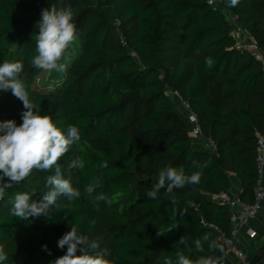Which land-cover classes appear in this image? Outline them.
Here are the masks:
<instances>
[{
    "label": "trees",
    "instance_id": "obj_1",
    "mask_svg": "<svg viewBox=\"0 0 264 264\" xmlns=\"http://www.w3.org/2000/svg\"><path fill=\"white\" fill-rule=\"evenodd\" d=\"M51 6L71 9L76 38L62 61L66 71L41 79L45 71L31 63L35 25ZM227 11L264 53V0H239L234 7L228 0H0V64L21 62V79L39 114L65 134L71 125L81 135L59 161L79 198L61 196L47 215L28 221L12 215L15 194L35 191L33 199L41 200L53 170L34 171L0 199L5 264H51L66 253L58 240L73 225L107 250L111 264H165L168 258L175 264L177 252L192 260L225 256L202 240L208 234L226 252L216 229L231 235V212L211 195L230 191L235 175L241 199L254 202L264 134V61L236 48ZM168 92L195 114L214 151L196 148L189 114ZM24 110L11 90L0 89V122L19 125ZM77 157L85 162L82 170L68 167ZM168 166L199 173L200 180L148 198ZM97 178L100 186L89 197L85 188ZM101 194L105 199L94 201Z\"/></svg>",
    "mask_w": 264,
    "mask_h": 264
},
{
    "label": "clouds",
    "instance_id": "obj_2",
    "mask_svg": "<svg viewBox=\"0 0 264 264\" xmlns=\"http://www.w3.org/2000/svg\"><path fill=\"white\" fill-rule=\"evenodd\" d=\"M228 3L234 7L239 0H228ZM35 27L37 54L31 60L32 65L40 70L64 73L66 67L62 61L67 57L68 49L76 38L71 9H57L55 6L45 8ZM205 63L209 68L213 65L211 58H206ZM22 72L23 64L19 61L5 60L0 64V89L11 90L12 95L22 101L25 109L21 113L22 123L19 125L11 119L0 122V199L5 196L6 190L23 182L34 171L52 172L54 170V174L46 177L45 187L49 190L43 193L41 200L33 199L36 195L35 191L15 194L11 213L21 221H28L30 218L47 215L49 210L56 206L61 196L69 200L80 197V191L64 178L59 161L73 144L80 141L81 135L79 129L71 125L65 134L50 116L39 114L38 109L28 99L25 83L21 79ZM101 166L107 167V164L104 163ZM68 167L82 170L85 162L77 157ZM199 180V173L186 175L182 170L168 166L159 172L158 181L147 191L146 196L156 199L161 189H166V192L171 194L173 189L198 183ZM99 186L100 182L97 178L86 186V194L91 197ZM104 199L103 194L94 197V201ZM172 202L175 204L174 199ZM171 230L169 229L168 232ZM158 234L164 233L160 231ZM202 240L208 242L210 252L218 250L226 255L223 246L216 240L210 239L208 234H204ZM180 242H184L183 237ZM194 243L198 252L204 251L201 239H196ZM65 246H67L66 253L56 258L51 264H111V261L106 259L107 250L100 249L97 242L90 241L87 235L79 233L74 225L71 231L58 240L60 249H64ZM44 248L47 249V245ZM78 250L82 252L81 255H77ZM7 260V254L3 247H0V264H5ZM165 264H174V262L168 258ZM175 264H220V261L213 256H200L192 260L183 252H177Z\"/></svg>",
    "mask_w": 264,
    "mask_h": 264
},
{
    "label": "built area",
    "instance_id": "obj_3",
    "mask_svg": "<svg viewBox=\"0 0 264 264\" xmlns=\"http://www.w3.org/2000/svg\"><path fill=\"white\" fill-rule=\"evenodd\" d=\"M211 4L214 1L210 2ZM228 15V20L234 24L233 30L230 32V36L236 41V48L239 50L250 51L258 59L264 61V53L261 51L258 41L245 29L239 22L238 17L232 12H226ZM185 104V103H184ZM188 108V106L185 104ZM189 109V108H188ZM189 121L193 125L194 135L201 136V131L198 126L197 118L195 114L189 111L188 113ZM256 168H257V183L255 187V199L252 203L244 202L240 197L231 196L228 192H221L216 195H211V198L220 204L227 206L231 212L232 219V229L231 235L227 236L216 229L219 234L218 239L225 245L226 255L235 254L239 259L246 262V256L244 252L237 250L235 246V241L241 231L247 223L254 219L259 211L261 210L262 201L264 199L263 191V177H264V134L259 135V141L257 145V155H256ZM248 233L253 237L254 233L248 230ZM220 264H224L222 258L219 259ZM245 264V263H243Z\"/></svg>",
    "mask_w": 264,
    "mask_h": 264
},
{
    "label": "crops",
    "instance_id": "obj_4",
    "mask_svg": "<svg viewBox=\"0 0 264 264\" xmlns=\"http://www.w3.org/2000/svg\"><path fill=\"white\" fill-rule=\"evenodd\" d=\"M195 146L198 150H213L214 146L210 140L204 139L202 136H197L194 139ZM232 186L228 193L231 196H238L241 198L242 183L235 175L231 176ZM263 191H264V177H263ZM251 230L253 237L248 233ZM235 246L237 250L244 252L246 256V262L253 257L264 246V199L262 201L261 210L257 216L250 220L247 225L241 229L236 241ZM224 264H243L244 260L239 259L235 254H228L222 257ZM258 264H264V259Z\"/></svg>",
    "mask_w": 264,
    "mask_h": 264
},
{
    "label": "rangeland",
    "instance_id": "obj_5",
    "mask_svg": "<svg viewBox=\"0 0 264 264\" xmlns=\"http://www.w3.org/2000/svg\"><path fill=\"white\" fill-rule=\"evenodd\" d=\"M49 72L50 71H45L43 76L41 77V79L43 77H46V75L49 74ZM168 94L170 95V97H172V99L175 101L176 105L178 106V108L180 109V111L184 115L189 113V109L185 106L184 102L182 101V98H180L176 93L168 92ZM192 130H193V128H192ZM191 135H192V137H196V135H194L193 131L191 132Z\"/></svg>",
    "mask_w": 264,
    "mask_h": 264
},
{
    "label": "water",
    "instance_id": "obj_6",
    "mask_svg": "<svg viewBox=\"0 0 264 264\" xmlns=\"http://www.w3.org/2000/svg\"><path fill=\"white\" fill-rule=\"evenodd\" d=\"M264 259V246L245 264H258Z\"/></svg>",
    "mask_w": 264,
    "mask_h": 264
}]
</instances>
